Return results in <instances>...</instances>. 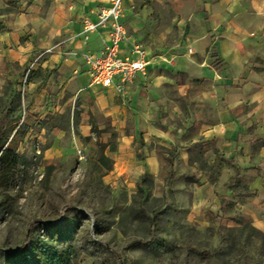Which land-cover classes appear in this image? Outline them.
<instances>
[{"label": "crops", "instance_id": "crops-1", "mask_svg": "<svg viewBox=\"0 0 264 264\" xmlns=\"http://www.w3.org/2000/svg\"><path fill=\"white\" fill-rule=\"evenodd\" d=\"M43 1L0 19V71L29 67L44 54L34 68L42 78L30 83V112L40 119L80 100L82 135L97 120L111 121L120 137L108 182L116 173L155 175L152 146H178L184 162L198 144L219 151L230 164L213 196L240 178L253 194L241 208L264 229V0H124L129 38L120 55L137 58L140 45L148 62L125 94L90 86L85 62L110 40L102 27L87 36L85 20L97 22L111 0H51L46 9Z\"/></svg>", "mask_w": 264, "mask_h": 264}, {"label": "rangeland", "instance_id": "rangeland-1", "mask_svg": "<svg viewBox=\"0 0 264 264\" xmlns=\"http://www.w3.org/2000/svg\"><path fill=\"white\" fill-rule=\"evenodd\" d=\"M35 2L0 0V19ZM29 62L11 71L16 79L8 68L0 71V147L13 141L21 155L15 168L0 161V264H40L37 243L59 251L64 264H264V229L241 208L253 196L247 184L233 176L212 194L230 164L219 151L198 144L184 162L182 148L152 146L160 163L155 175L116 173L108 182L119 133L107 119L82 135L80 100L54 112L65 119L41 123L54 113L38 119L30 112V83L42 75L33 70L23 84ZM21 125L30 128L25 136ZM226 193L230 205L222 211Z\"/></svg>", "mask_w": 264, "mask_h": 264}, {"label": "built area", "instance_id": "built-area-1", "mask_svg": "<svg viewBox=\"0 0 264 264\" xmlns=\"http://www.w3.org/2000/svg\"><path fill=\"white\" fill-rule=\"evenodd\" d=\"M124 0H111L109 7L102 8L98 21L93 22L89 19L85 21L84 33L89 36L99 27L107 28L110 34L109 45H105L100 53L88 54L85 57L87 64V74L90 78V86H101L111 88L125 94L126 89L135 80V76L147 69L146 51L140 45H135L133 53L137 58L125 56L121 57V44L129 38L128 31L124 22ZM50 52V51H47ZM39 55L36 60L30 64L23 76V84H27L35 64L43 56Z\"/></svg>", "mask_w": 264, "mask_h": 264}, {"label": "trees", "instance_id": "trees-1", "mask_svg": "<svg viewBox=\"0 0 264 264\" xmlns=\"http://www.w3.org/2000/svg\"><path fill=\"white\" fill-rule=\"evenodd\" d=\"M0 27H1V21H0ZM55 118H59V119H65V115H61V114H49L46 119L41 122L43 124H47L48 121L50 120H54ZM56 129L58 130H61V126H59L58 124L55 125ZM29 127L26 126H23L21 125L19 130H18V133L20 131L23 132V135L25 136L26 133L29 131ZM98 132V130L96 128H93V133H96ZM17 133V134H18ZM18 149H19V145L16 144L15 142L11 141L9 142L8 144H4L0 147V153H1V156L0 157H4L3 160H0L1 162L4 163V161L7 163L8 166L10 167H16L18 162L17 160L15 159V157H21L20 153L18 152ZM113 168L111 167L110 170H112ZM145 175H143V179H145ZM222 211H226V209L229 207L230 205V200H227V199H224L222 201ZM157 217H153L151 219L152 221V229H151V235H152V238H155L156 235L154 233V228L157 226L158 224V221H157ZM37 246V252H40V254L42 255V259L39 260L38 262L40 264H64L65 263V259L63 258V255L58 251H56L55 248L53 247H50V246H47L46 244L43 243V245L41 243H37L36 244ZM13 256L14 258H19L20 256L22 255H11Z\"/></svg>", "mask_w": 264, "mask_h": 264}]
</instances>
